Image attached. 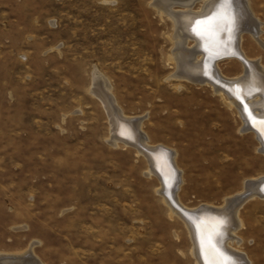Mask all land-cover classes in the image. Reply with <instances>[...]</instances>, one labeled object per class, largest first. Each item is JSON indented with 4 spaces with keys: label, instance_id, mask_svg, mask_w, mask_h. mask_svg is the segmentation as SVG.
Masks as SVG:
<instances>
[{
    "label": "rangeland",
    "instance_id": "1",
    "mask_svg": "<svg viewBox=\"0 0 264 264\" xmlns=\"http://www.w3.org/2000/svg\"><path fill=\"white\" fill-rule=\"evenodd\" d=\"M151 1L0 0L1 254L30 250L40 264L198 263L146 157L109 142V116L90 91L95 68L150 143L176 153L187 207L221 206L264 176L260 143L240 132L237 110L210 84L171 76L174 23ZM249 3L264 41V0ZM242 48L264 64L248 32ZM218 67L230 77L244 71L236 59ZM239 215L233 248L264 264V199Z\"/></svg>",
    "mask_w": 264,
    "mask_h": 264
},
{
    "label": "bare ground",
    "instance_id": "2",
    "mask_svg": "<svg viewBox=\"0 0 264 264\" xmlns=\"http://www.w3.org/2000/svg\"><path fill=\"white\" fill-rule=\"evenodd\" d=\"M198 1L201 6L195 8ZM152 5L174 23L175 49L170 59L176 61L178 72L171 76L210 84L229 108L237 110L242 121L240 132H253L260 143L257 150L264 154V132L256 126L264 121V64L260 57L251 58L242 48L245 32L264 47L263 21L253 15L249 0H153ZM223 59L239 60L244 71L237 76L225 75L218 67ZM90 88L109 116V142L114 146H132L146 157V174L160 180L158 191L170 213L185 221L197 264H250L246 253L233 248L241 242L235 233L244 224L239 215L243 204L255 197L264 199V176L246 180L243 190L228 197L221 206L204 203L196 208L187 207L178 199L182 171L176 165V153L164 144L150 143L144 135L142 120L124 113L111 93L110 82L97 68L93 70ZM29 251L22 255L0 253V264H40Z\"/></svg>",
    "mask_w": 264,
    "mask_h": 264
},
{
    "label": "snow or ice",
    "instance_id": "3",
    "mask_svg": "<svg viewBox=\"0 0 264 264\" xmlns=\"http://www.w3.org/2000/svg\"><path fill=\"white\" fill-rule=\"evenodd\" d=\"M256 126L260 129L261 132H264V121L258 122Z\"/></svg>",
    "mask_w": 264,
    "mask_h": 264
},
{
    "label": "water",
    "instance_id": "4",
    "mask_svg": "<svg viewBox=\"0 0 264 264\" xmlns=\"http://www.w3.org/2000/svg\"><path fill=\"white\" fill-rule=\"evenodd\" d=\"M213 11V10H212ZM212 11L210 12V14H208L206 17H208L209 15H211L212 14ZM224 32V31H223ZM222 36V35H221ZM206 38H209L208 36L206 37ZM243 59V58H242ZM244 60V62H245V64L246 65H248V63H247V61L245 60V59H243ZM241 100V99H240ZM213 210H217V208L216 207H211Z\"/></svg>",
    "mask_w": 264,
    "mask_h": 264
},
{
    "label": "crops",
    "instance_id": "5",
    "mask_svg": "<svg viewBox=\"0 0 264 264\" xmlns=\"http://www.w3.org/2000/svg\"><path fill=\"white\" fill-rule=\"evenodd\" d=\"M250 2H251V0H250ZM260 18V17H259ZM261 19V18H260ZM263 21V20H262Z\"/></svg>",
    "mask_w": 264,
    "mask_h": 264
}]
</instances>
